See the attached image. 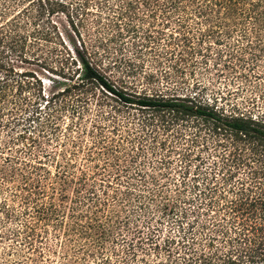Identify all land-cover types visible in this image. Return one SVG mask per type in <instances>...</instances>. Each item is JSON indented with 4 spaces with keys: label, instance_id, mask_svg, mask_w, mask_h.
Returning a JSON list of instances; mask_svg holds the SVG:
<instances>
[{
    "label": "trees",
    "instance_id": "1",
    "mask_svg": "<svg viewBox=\"0 0 264 264\" xmlns=\"http://www.w3.org/2000/svg\"><path fill=\"white\" fill-rule=\"evenodd\" d=\"M0 264H264V0H0Z\"/></svg>",
    "mask_w": 264,
    "mask_h": 264
},
{
    "label": "rangeland",
    "instance_id": "2",
    "mask_svg": "<svg viewBox=\"0 0 264 264\" xmlns=\"http://www.w3.org/2000/svg\"><path fill=\"white\" fill-rule=\"evenodd\" d=\"M25 68L35 71L36 74L40 78H42V80H45L44 81V93L45 94H49L52 91L51 87L53 86V84L47 82L46 78L43 75H41L40 71L37 68H35V67H25ZM15 69L16 70H22V68H15ZM197 79L202 83V85L206 86L207 91L205 92V95L209 98H212L210 91L213 88L217 89L219 87V88H221V91H224V89H223L224 88V82L222 80H219V78L217 79L215 76H213V73L211 75H203L202 77L198 76ZM189 82L192 83L191 80ZM40 105L44 106V103H41Z\"/></svg>",
    "mask_w": 264,
    "mask_h": 264
}]
</instances>
